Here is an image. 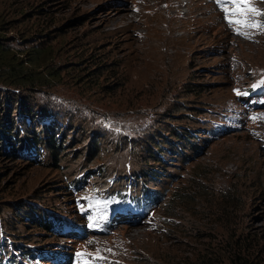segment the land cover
Here are the masks:
<instances>
[{
	"label": "rangeland",
	"instance_id": "1",
	"mask_svg": "<svg viewBox=\"0 0 264 264\" xmlns=\"http://www.w3.org/2000/svg\"><path fill=\"white\" fill-rule=\"evenodd\" d=\"M0 5L8 43L44 49L42 66L60 72L35 99L61 112L67 148L78 144L59 168L47 152L0 157L2 262L167 264L205 252L227 224L264 243V31L236 34L216 0ZM254 6L264 10V0ZM178 126L197 136L188 160L171 151L166 165L136 158L150 134L169 138ZM99 129L102 149L87 161ZM21 199L71 228H22L14 239L3 219Z\"/></svg>",
	"mask_w": 264,
	"mask_h": 264
},
{
	"label": "trees",
	"instance_id": "2",
	"mask_svg": "<svg viewBox=\"0 0 264 264\" xmlns=\"http://www.w3.org/2000/svg\"><path fill=\"white\" fill-rule=\"evenodd\" d=\"M5 24L0 5V157L7 154L22 158L19 155L35 152V158L38 160V156L47 152L50 160H54L55 166L59 168L63 158H70V154L73 153L71 151L78 149V144L75 142L70 146L71 148H67L65 142L69 140H65L68 137L65 135L67 131L62 126L61 112L40 104L35 96L43 88L50 87L49 79L60 76V72H57L56 68L51 70L48 67L50 62L42 66L44 49L19 51L10 45L8 43L10 39L4 36L5 32H2L5 31L3 27ZM75 121L72 118L70 124H75ZM80 127L87 132L84 125ZM179 127L167 130L170 133L169 138L159 139L154 133L150 134L143 142L141 141L142 149L136 158L166 165L168 162L166 156L171 151L177 152L183 160H188L190 150L194 153L198 152L199 147L192 144L197 136L194 135L193 130L186 127L180 130ZM90 130L88 128V131ZM93 132V135L88 137L90 142L87 144V150H90L84 157L87 161L101 151V140L106 137L101 129ZM153 170L160 172L155 168ZM144 174L148 175L146 172ZM76 183L72 188L77 189ZM1 192L0 197L3 195ZM149 196V193L145 192L144 198ZM240 196L239 198H242V195ZM151 198L150 202L159 200L158 196ZM242 203L243 201L236 200L234 204L239 206ZM10 209L14 212L13 216L4 217L3 221L5 232L14 239L17 236H26V233L21 231L22 228L38 227L48 234L71 228L62 221L61 216L41 208L38 203L21 199L13 201ZM0 213H2L1 208ZM225 229L229 230L228 234L222 236L220 231L216 232L215 245L208 246L205 252L200 250L194 257L186 256L178 261L171 258L167 264H264V243L247 233L238 234L239 230L231 229L230 224H227ZM27 240L31 241L30 236ZM17 251L22 252L20 249ZM30 254H26L25 259H31ZM4 259L3 257L0 259V264H19L9 257L6 258V262H2Z\"/></svg>",
	"mask_w": 264,
	"mask_h": 264
},
{
	"label": "snow or ice",
	"instance_id": "3",
	"mask_svg": "<svg viewBox=\"0 0 264 264\" xmlns=\"http://www.w3.org/2000/svg\"><path fill=\"white\" fill-rule=\"evenodd\" d=\"M216 3L224 13L225 22L236 30V34L246 35L244 29L264 31V21L256 20L258 16L264 17V10L257 9L254 0H216Z\"/></svg>",
	"mask_w": 264,
	"mask_h": 264
},
{
	"label": "bare ground",
	"instance_id": "4",
	"mask_svg": "<svg viewBox=\"0 0 264 264\" xmlns=\"http://www.w3.org/2000/svg\"><path fill=\"white\" fill-rule=\"evenodd\" d=\"M126 17H128V15H125V16H123L122 18H126Z\"/></svg>",
	"mask_w": 264,
	"mask_h": 264
}]
</instances>
